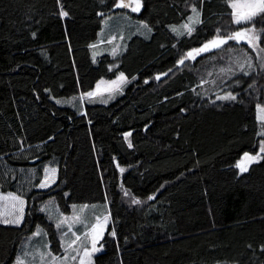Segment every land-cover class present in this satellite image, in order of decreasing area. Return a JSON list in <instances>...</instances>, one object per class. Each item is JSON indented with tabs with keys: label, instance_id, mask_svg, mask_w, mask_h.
Returning a JSON list of instances; mask_svg holds the SVG:
<instances>
[{
	"label": "trees",
	"instance_id": "obj_1",
	"mask_svg": "<svg viewBox=\"0 0 264 264\" xmlns=\"http://www.w3.org/2000/svg\"><path fill=\"white\" fill-rule=\"evenodd\" d=\"M142 2L133 15L152 33L95 60L103 18L122 10L119 0H0V191L26 202L21 223L0 222V264H13L41 227L63 253L42 209L48 199L65 213L76 203L108 207L93 264H264V159L236 167L264 142V66L225 76L247 50L236 40L184 59L222 31L264 30V16L235 25L231 0ZM193 8L200 23L177 34L171 26ZM120 73L128 81L116 98L83 99ZM235 76L236 98H218ZM52 161L57 180L39 187Z\"/></svg>",
	"mask_w": 264,
	"mask_h": 264
},
{
	"label": "rangeland",
	"instance_id": "obj_2",
	"mask_svg": "<svg viewBox=\"0 0 264 264\" xmlns=\"http://www.w3.org/2000/svg\"><path fill=\"white\" fill-rule=\"evenodd\" d=\"M233 0H231V3ZM143 7V2H142ZM122 10L115 14H109L104 16L103 18V28L99 33L100 42L95 44V47H92V54L93 58L95 60L98 59V57L105 53L113 54V49L116 50V54H120L126 47L128 40L131 36L134 34H142L144 36H148L152 33L153 29L151 25L141 19L136 18L133 15V11H131L130 8H123L120 7ZM142 9V8H141ZM197 11L199 12V20H201V12L198 8ZM234 12V9H233ZM189 17H195V14L192 12V14ZM189 17L180 24L172 25V29L175 27L180 30L183 34L188 33L186 29L182 28L183 25H189L190 27L194 28L198 25V23H192L189 20ZM235 24L234 23V17L232 15V18L229 22V24ZM244 24V23H241ZM144 25H147V27H144ZM252 26V25H251ZM247 26V27H251ZM245 27H239L236 30H233L231 32H237L242 31ZM255 29L257 32L260 33V39L258 41V48H253L250 46L246 40H239V45L246 46L247 50H241L238 53L234 55V57L231 59V62L226 64L221 71L225 72V76L230 75H239V74H246L249 71L253 69L256 66L255 61H257L260 66H264V52L259 51V49H264V47L261 45V37L263 34L262 28H258L255 26ZM226 32V31H225ZM222 31L220 34V37H226L230 33H225ZM230 32V31H227ZM177 33V32H176ZM230 41V40H229ZM228 41V42H229ZM224 44L223 46H226L228 44ZM246 44V45H245ZM118 46V47H117ZM193 49L189 50L188 52L192 51ZM186 62L188 61L186 57H184ZM190 63V61L188 62ZM235 72V74H234ZM121 74V73H120ZM120 74L113 78V79H106L102 78L98 80L95 89L92 91V93H95L92 97H88L86 94L83 95V99L92 98L95 99L98 102H103L106 100L107 103L116 98L119 92H122V87L125 85V83L128 81L127 76L124 74V77H126L125 81H118V77ZM235 76L229 83V90L222 91L221 89H217L216 92L218 98H222L224 96H227L228 94H231L232 96H235L236 93L234 90H232V87L237 86L240 83L239 77ZM112 81H117L116 84H112ZM99 86V87H98ZM232 88V89H231ZM264 107V103L259 105L258 107V118L260 119V111L259 109ZM261 121V120H260ZM262 122V121H261ZM264 124V122H262ZM250 155H257V154H250ZM262 156V153L260 154ZM250 165H248L249 168ZM52 169H55V172H51ZM42 170V180L39 184V187L41 183H45L48 187L55 183L57 180V166L54 161L46 163L41 167ZM46 170H48L46 172ZM37 174L38 171H36ZM40 175V174H39ZM48 176V179L45 180V176ZM42 187V188H45ZM14 194L15 196L20 197L24 201L23 205V218H24V211H25V198L23 195L15 192V191H0V197H7L8 194ZM13 201L12 200H0V222L4 218L7 219H15L19 215V203L15 202L16 207L13 208ZM43 211L55 221L56 225H59L58 229L61 233V240L62 244L64 246V251L61 254H55L53 250L51 249L50 241H48L45 238H48V235L46 231L41 227L39 228L35 233L29 235L23 245L21 250L19 251V254L14 261L13 264H17V260L23 259L25 261V264H80L81 258L84 260V264H93V257L94 255L99 252H95L91 255V258L85 257L83 252L84 248L88 247L91 248V235L85 236V233L89 231V228L91 225L96 224L97 220L96 218H99V223L101 225V231L99 238L97 240V248L102 250L101 246V239L107 230L108 226L111 223V215L110 212H108V207L101 202H95V203H76L73 204V210L71 213H65L63 212L58 204L55 202L54 199H48L42 204ZM67 218L65 220L64 218ZM79 218L77 220L76 218ZM105 217L107 219L105 220ZM23 219L21 220V222ZM20 222V223H21ZM79 236L80 240L76 241V243L73 245L74 249L79 250V254L77 255L76 251H73L71 249H68V244L75 239V237ZM51 255H48V254ZM57 257L58 259L53 262L52 257ZM76 256L75 260H72L70 257ZM65 257H68L65 260Z\"/></svg>",
	"mask_w": 264,
	"mask_h": 264
},
{
	"label": "snow or ice",
	"instance_id": "obj_3",
	"mask_svg": "<svg viewBox=\"0 0 264 264\" xmlns=\"http://www.w3.org/2000/svg\"><path fill=\"white\" fill-rule=\"evenodd\" d=\"M116 7H123V8H130L131 11L133 12H139L142 8V0H119V3L116 4ZM231 7L234 9V12L232 13L233 17H234V23L236 24H248L252 21H254V19L258 16H264V0H233V2L231 3ZM193 13L195 14V17H189V20L192 23H200L199 20V12L197 11V9L193 8L192 9ZM63 16H67L68 13L67 12H62L61 13ZM144 27H147V25H144ZM182 28L186 29L188 34H191V32L193 31V28L190 27L189 25H183ZM173 31L177 32V34H183L182 32H180L179 29L177 28H173ZM219 32V30H217ZM264 31V30H262ZM260 39V33L257 32V30L255 29L254 24L251 27H246L244 28L242 31H237L234 33H231L229 35H227L226 37H220L219 35H217L215 38H213L211 41H209L208 43H205L203 45L202 48L200 49H194L193 52H190L187 54V58H194L193 53L195 54H199L201 52H207L209 51L211 48H220L222 45L226 44L229 40H246L247 43L252 46L253 48H258V41ZM95 47V45L93 46ZM118 47V46H117ZM259 51L264 52V49H259ZM113 54H116V50L113 49ZM181 63H183V61H181ZM159 77H157L158 79ZM126 77H124V74L121 73L120 76L118 77V81H125ZM112 84H116L117 81H112ZM99 87V86H98ZM88 97H92L93 95H95V93L89 92L86 94ZM223 99H235V96H232L231 94H228L227 96L222 97ZM105 103H107V101H104ZM260 111V120L262 122H264V107L259 109ZM130 135V134H129ZM262 135H264V133H262ZM129 146H131V144L129 143ZM264 153V142H262L260 144L259 147V152L257 153V155L253 156L250 155L249 153H245L243 158L241 159V161H239L236 165L237 168L240 169L241 172H245L248 170V165H250L251 163L254 162H259L260 159H264V156H261L260 154ZM48 170H46L47 172ZM121 171H123V169H121ZM51 172H55V169H52ZM48 179V176H45V180ZM46 184L45 183H41L40 187H45ZM125 195H128V193L126 192ZM12 200L14 203L12 205L13 208L16 207L15 202H18L20 207H19V215L15 218V219H7L4 218L2 220L3 223L8 224V223H13V224H19L21 222V220L23 219V205H24V201L18 197L15 196L14 194L9 193L7 197H0V200ZM149 199H152V197H149ZM133 203H140L139 200H133ZM65 220H67V218H64ZM77 220H79V218H76ZM107 219V217H105V220ZM97 223L93 224L90 226L89 231L85 233V236H89L91 235V248L89 249L88 247L84 248V256L85 257H89V259L91 258V255L97 251H100L99 248H97L96 244H97V240L99 238L100 235V231L101 229V225L99 223V218H96ZM59 227V225H57ZM112 235H115V232L112 233ZM80 240V237L77 236L75 237V239L73 241H71L68 244V249H71L73 251L77 252V255L79 254V250L78 249H74L73 245L76 243V241ZM48 255H51L50 253ZM68 257H65V260ZM72 260L76 259V256H71L70 257ZM58 258L57 257H52V261L55 262ZM17 264H25V261L23 259H19L17 260ZM80 264H84V260L83 258H81L80 260Z\"/></svg>",
	"mask_w": 264,
	"mask_h": 264
},
{
	"label": "water",
	"instance_id": "obj_4",
	"mask_svg": "<svg viewBox=\"0 0 264 264\" xmlns=\"http://www.w3.org/2000/svg\"><path fill=\"white\" fill-rule=\"evenodd\" d=\"M203 46H201L200 48H202ZM200 48H198V49H200ZM194 50V49H193ZM193 50L192 51H190V52H193ZM189 52V53H190ZM203 53H205V52H201V53H199V54H196V55H201V54H203ZM195 53H193V55H194ZM183 65V63H181V61L179 62V66H182Z\"/></svg>",
	"mask_w": 264,
	"mask_h": 264
},
{
	"label": "crops",
	"instance_id": "obj_5",
	"mask_svg": "<svg viewBox=\"0 0 264 264\" xmlns=\"http://www.w3.org/2000/svg\"><path fill=\"white\" fill-rule=\"evenodd\" d=\"M45 239H47L49 241V238H45Z\"/></svg>",
	"mask_w": 264,
	"mask_h": 264
}]
</instances>
